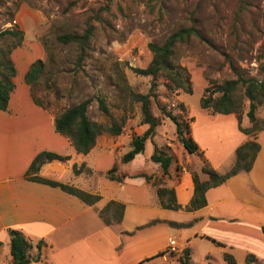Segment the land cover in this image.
Returning a JSON list of instances; mask_svg holds the SVG:
<instances>
[{"label": "crops", "instance_id": "obj_1", "mask_svg": "<svg viewBox=\"0 0 264 264\" xmlns=\"http://www.w3.org/2000/svg\"><path fill=\"white\" fill-rule=\"evenodd\" d=\"M26 43L13 51L16 89L8 111L0 110V264H13L11 229L33 244L44 243L41 259L31 264H157L159 260L170 264L171 257L165 254L170 240L188 245L193 236H199L197 232L204 231V225L210 232L206 235L214 237V222L226 232L220 241L233 257L245 252L264 264L260 250L264 247V129L256 134L260 150L252 169L208 190L207 206L188 212L195 191L190 166L202 181L209 180L202 171L204 161L226 174L236 163L237 149L251 139L240 130L238 116L215 115L203 108L191 110L184 103L188 116L194 119L190 126L199 152L189 154L181 144L179 156L174 143L166 141L173 157L167 175L145 152L124 164L122 157L127 152L110 138H97L87 155L80 154L56 132L54 115L32 98L25 76L34 61L43 57L44 49L39 42L29 47L31 57L27 51L21 52L28 48ZM248 123L243 119L242 127L250 128ZM43 152L68 160L49 162L36 175L28 176L34 159ZM148 160L158 168L148 167ZM114 167L117 175L125 176L121 182L107 177ZM139 174L149 176L150 182ZM33 176L77 188L100 200L88 205L60 187L33 181ZM159 187L173 189L181 209L164 208ZM110 202L125 206L119 224L107 225L100 217Z\"/></svg>", "mask_w": 264, "mask_h": 264}, {"label": "rangeland", "instance_id": "obj_2", "mask_svg": "<svg viewBox=\"0 0 264 264\" xmlns=\"http://www.w3.org/2000/svg\"><path fill=\"white\" fill-rule=\"evenodd\" d=\"M193 24L200 36L174 49L176 64L191 74L193 93H171L166 80H158L151 109L164 121L153 140L146 143L145 155H153L156 146L170 154L166 141H171L182 156L176 125L161 114L160 106L191 123L186 107L182 111L180 104L201 110V99L213 83L238 78L264 83V0H0V34L6 30L22 32L24 40L19 47L27 41L28 48L21 52L27 51L30 56L29 47L36 43L44 49L40 59L43 73L32 88L36 99L54 116L93 99L88 110L91 121L104 128L122 126L120 135L104 131L98 138L115 140L124 152L131 149L132 139L148 128L142 124L141 103L135 96L150 92L152 77L135 70L149 66L153 57L149 44H163L170 35ZM89 25L93 26V35L83 51L76 43L57 40L63 34L83 35ZM17 40L13 36L0 37V50ZM238 94L243 99L242 118L249 125L250 101L244 88ZM99 99L110 108V115L100 109ZM256 117L255 131L248 135L255 141L256 131L264 127V103L258 105ZM147 166L158 168L150 160ZM203 228L188 245L182 242L181 253L171 255L170 264H180L185 248L191 250V264H229L225 255L230 251L220 241L226 232L216 222L214 237L208 236L207 225ZM260 250L264 252V247ZM250 256L240 252L234 259L236 264L263 263L255 256L248 261ZM157 264L166 263L159 260Z\"/></svg>", "mask_w": 264, "mask_h": 264}, {"label": "trees", "instance_id": "obj_3", "mask_svg": "<svg viewBox=\"0 0 264 264\" xmlns=\"http://www.w3.org/2000/svg\"><path fill=\"white\" fill-rule=\"evenodd\" d=\"M92 35L93 26L89 25L83 35L63 34L59 35L57 40L63 44L76 43L83 51ZM3 36H13L18 38L17 43L13 46H8L6 49L0 50V110L8 111L11 96L16 89V67L12 60V54L13 51L23 42L24 34L18 31L6 30L0 34V37ZM193 36H200V32L195 24L173 33L163 44H149V50L153 56L149 66L146 69L135 70L139 75L152 77L150 92L146 95L139 94L135 96L136 101L141 103L142 124L147 125L148 128L142 135H137L132 139L130 143L131 149L122 157V162L124 164L133 161L137 155L145 152L147 141L156 136L157 128L163 124L164 119L162 117L154 116L151 109L152 99H156L155 92L158 87V80L164 78L166 80L165 86L171 93H176L177 95H179L180 92L186 94L193 93L191 74L188 70L179 67L176 64L174 50L178 44L188 43ZM82 57L83 54L80 59ZM43 67L42 60L34 62L27 72L25 80L31 88V94L35 104L44 110L51 112L36 99L32 91L33 85L39 80L43 73ZM241 88L245 89V96L250 101V108L247 116L253 126L247 129L242 127L243 99L238 94V91ZM92 102L93 99H86L54 116V128L56 132L65 136L76 151L84 155H87L94 148L98 136L104 131L113 136H118L122 133V126L120 125L114 124L110 127L104 128L100 124L90 120L88 110ZM99 103L100 109H102L105 114L110 115V108L106 105L105 101L99 99ZM263 103L264 83L255 79L243 80L242 78L229 80L222 84L213 83L212 86L205 90L201 99V107L204 110L210 111L212 114H236L239 119V128L246 135H250L252 131H255L254 125L257 122L256 110L258 105ZM180 107L182 111H185V105L183 103L180 104ZM160 111L164 117L170 119L176 125L177 138L185 150L189 154L198 153L199 146L192 137L190 123H185L179 114H174L172 111H168L164 106H160ZM192 121H194L193 118H191V122ZM263 129L264 127L258 129L256 132L258 133ZM259 150L260 145L255 140H248L241 145L236 151L235 165L226 174L217 172L208 161H204L202 171L209 176V180L207 181H202L199 173L196 170L189 168L193 177L195 191L186 210L188 212H193L206 207L208 204L206 198L208 190L223 185L230 177L235 176L238 173L249 172L254 165ZM55 160L66 161L68 160V157L59 156L50 152H43L34 159L28 170V176L31 174L36 175L42 166ZM151 161L159 164L163 169L164 174L167 175L169 174L173 163V157L156 146ZM75 172L78 173L76 168ZM117 172V167H114L107 173V177L111 180L121 182L125 176H119L117 175ZM139 177H145L148 182L151 180V178L145 174H139ZM32 180L54 187H60L65 192L80 198L88 205H94L100 200L99 196L89 194L68 185L45 180L38 176H33ZM158 195L160 203L164 208L172 210L181 209V206L177 203L176 194L173 189L159 187ZM124 212L125 206L123 204L110 202L106 208L100 212V217L107 225L113 223L119 224L123 220ZM262 231L264 233V228ZM9 234L11 238L10 247L13 264H31L32 261L37 262L41 259L44 247L42 241L33 244L18 230L11 229L9 230ZM34 250L36 252H34ZM191 259V250L185 248L179 259L180 264H191ZM225 259L229 264H236L234 257L230 254H226ZM254 259L253 256H250L248 261Z\"/></svg>", "mask_w": 264, "mask_h": 264}, {"label": "built area", "instance_id": "obj_4", "mask_svg": "<svg viewBox=\"0 0 264 264\" xmlns=\"http://www.w3.org/2000/svg\"><path fill=\"white\" fill-rule=\"evenodd\" d=\"M181 251L182 242H180L178 239H172L168 244L167 252L165 254L170 257L174 253H181Z\"/></svg>", "mask_w": 264, "mask_h": 264}]
</instances>
